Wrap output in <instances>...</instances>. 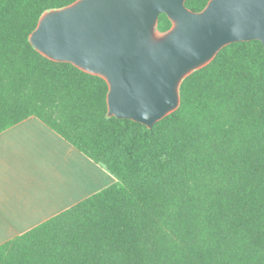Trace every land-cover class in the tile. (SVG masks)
<instances>
[{"label": "trees", "instance_id": "16d2710c", "mask_svg": "<svg viewBox=\"0 0 264 264\" xmlns=\"http://www.w3.org/2000/svg\"><path fill=\"white\" fill-rule=\"evenodd\" d=\"M75 1L0 0V133L34 117L115 182L1 244L0 264H264L262 43L222 48L147 128L108 116L104 79L31 45ZM171 27L160 14L158 33Z\"/></svg>", "mask_w": 264, "mask_h": 264}, {"label": "water", "instance_id": "95a60500", "mask_svg": "<svg viewBox=\"0 0 264 264\" xmlns=\"http://www.w3.org/2000/svg\"><path fill=\"white\" fill-rule=\"evenodd\" d=\"M160 14L172 23L164 34ZM29 40L50 61L104 79L109 117L151 128L178 109L182 81L222 48L264 47V0H209L200 12L185 0H77L44 13Z\"/></svg>", "mask_w": 264, "mask_h": 264}, {"label": "crops", "instance_id": "0c3cea01", "mask_svg": "<svg viewBox=\"0 0 264 264\" xmlns=\"http://www.w3.org/2000/svg\"><path fill=\"white\" fill-rule=\"evenodd\" d=\"M115 182L30 117L0 133V245Z\"/></svg>", "mask_w": 264, "mask_h": 264}]
</instances>
